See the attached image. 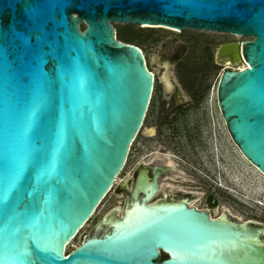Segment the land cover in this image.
I'll return each instance as SVG.
<instances>
[{
	"label": "water",
	"instance_id": "obj_1",
	"mask_svg": "<svg viewBox=\"0 0 264 264\" xmlns=\"http://www.w3.org/2000/svg\"><path fill=\"white\" fill-rule=\"evenodd\" d=\"M115 24L251 39L218 49V64L234 69L221 75L217 102L232 141L264 176V0H0V264H264V225L152 202L170 171L156 166L151 179L153 164L138 167L126 209L111 219L124 222L137 203L152 214L125 233L110 219L67 253L138 136L156 135L144 126L155 76ZM233 242L231 259L222 249Z\"/></svg>",
	"mask_w": 264,
	"mask_h": 264
},
{
	"label": "rangeland",
	"instance_id": "obj_2",
	"mask_svg": "<svg viewBox=\"0 0 264 264\" xmlns=\"http://www.w3.org/2000/svg\"><path fill=\"white\" fill-rule=\"evenodd\" d=\"M115 27L120 41L140 47L151 57L172 35L167 29H150L144 25L115 24ZM179 37L190 46V56L182 69L178 68L179 79H174L180 84L184 99L192 101L194 106L173 108L161 83L155 85L144 126L154 127L158 132L149 138L138 136L119 181L68 246L67 253L81 245L85 235L99 227L114 210H117L116 218L122 216L134 188L135 171L142 167L146 156L170 169L161 180L159 199H171L179 193L176 201H180L191 191L195 197L192 206L211 212L214 218L226 216L241 223L264 225V207L257 204V201L264 203V176L242 156L232 141L217 102V86L226 67L215 64L216 50L226 43L251 39L192 30H186ZM152 69L162 76L160 67L153 65ZM119 186L123 189L117 195ZM208 195L217 203L213 209H209ZM101 232L102 229L97 234ZM260 238L264 243V234Z\"/></svg>",
	"mask_w": 264,
	"mask_h": 264
},
{
	"label": "flooded vegetation",
	"instance_id": "obj_3",
	"mask_svg": "<svg viewBox=\"0 0 264 264\" xmlns=\"http://www.w3.org/2000/svg\"><path fill=\"white\" fill-rule=\"evenodd\" d=\"M169 31L172 33V35L171 36H168L160 44L159 50L157 51V54L154 57H151V55H146L144 53L145 58H146V62H147V66H148L149 70L151 72H153V73H154V71L152 69L153 65H156L157 67H160L162 69V71H163L162 72V76L156 75L154 73L155 74L154 76H155V79H156V83L155 84L161 83V85L163 86L164 92L169 97V100H170V103L169 104L172 103L173 108L181 109V108L187 107V106L188 107L189 106H194L193 105L194 103L192 101H186L184 99V95H183L181 89L178 87V86H180V84L177 82L176 79H174V77H176V78L179 79V76H178V68L181 67V69H182V66H183L184 62L187 59H189V56H190V52H189L190 46L188 45L187 42L182 41L180 39V37H179L180 34H183V32H186V31H182V32L181 31H177V30H169ZM188 38H192V37L189 36ZM230 43H232V42H230ZM219 48L220 47H218V49ZM218 49L215 52V64L216 65H218V62L216 60V54H217ZM157 60H158V63H157ZM226 69H230L231 70V69H234V67L231 66V67L226 68ZM167 71H168V74L169 75L167 74ZM157 132H158V130L156 129V133ZM156 166H161V167L166 168V166H163V165H159V164H156V163H155V165L153 164V166L151 168H149V172H150V175L149 176H150L151 179H153V177H154V168ZM141 168H143V166ZM135 172H136L135 173L136 176H135V180H134V182H135L134 183V186L136 185V183L138 181V177L140 175V169H137ZM168 172H166L165 174H163L161 176V178H160V184H161V180L163 179V177ZM122 189L123 188L120 189V186H119L117 188L116 194L117 195H120V190H122ZM161 193H162V189L160 188L159 192L154 197L153 202H157V201L163 200V199H159L158 198L159 194H161ZM178 194L177 195H174L170 200H176L178 198ZM192 195L193 194L190 191L187 194V196L184 197L181 201H185L190 206H192V203H193L192 198H195ZM207 199H208V201H207L208 202V205H210L209 209H213L217 205L214 197L211 196V195H208ZM192 207H196V206L193 205ZM196 208H198V207H196ZM198 209L199 210H202V211H207V210H203L201 208H198ZM114 212L116 213L117 210H114L112 213H110V215H107L108 217H105V219H103L104 222L102 223L101 226L99 225V227H97L96 229H93L90 232V234L85 235V238H84V241L83 242H85L87 239L91 238L94 234H96L98 231H100V229H102V232L101 233L107 231L108 228H109V226L111 225L109 223V221H110V219L112 217V214H114ZM207 212L210 213V215L212 216V218H214L211 212H209V211H207ZM164 257H166V256L164 255Z\"/></svg>",
	"mask_w": 264,
	"mask_h": 264
},
{
	"label": "bare ground",
	"instance_id": "obj_4",
	"mask_svg": "<svg viewBox=\"0 0 264 264\" xmlns=\"http://www.w3.org/2000/svg\"><path fill=\"white\" fill-rule=\"evenodd\" d=\"M144 27H149L148 25H144ZM158 28V27H157ZM163 29H167V30H175V29H169V28H166V27H163ZM141 49V48H140ZM142 50V49H141ZM142 52H143V50H142ZM144 53V52H143ZM157 63H158V60H157ZM223 63H224V65H227L226 66V68H229V67H231V64H230V62H228L227 60L226 61H223ZM246 67V65L244 64V65H241L240 66V68L242 69V70H244V68ZM154 74V73H153ZM155 75V74H154ZM164 79V78H163ZM148 158H149V156H146V157H144V159H143V164H145V165H150V164H154L155 165V159H149L148 160ZM257 169V168H256ZM118 181H119V179H118ZM235 181V180H234ZM221 188L223 187V186H220ZM160 188L162 189V185L160 184ZM148 189V188H147ZM224 189H226V190H230L229 188H224ZM153 202V201H152ZM179 203V202H178ZM154 204V203H153ZM257 204L260 206V207H264V203H262V202H259V201H257ZM155 205V204H154ZM129 211H127V214H126V219H125V221L124 222H119V223H115L114 222V220L115 219H111V223L112 224H115V226H116V230L118 231L119 230V232L120 231H123L122 233H125V232H128V231H130L131 230V228H132V225H134L135 224V222H137V221H140V222H143L144 220H146L152 213L150 212V210L148 209H145L144 207H142L141 205H140V203H137V204H135L134 205V207L132 208L131 207V209L129 208L128 209ZM116 218V217H115ZM223 218H225L226 220H227V217L226 216H223L222 217V219ZM248 225V223H246V224H244V226H247ZM86 227V226H85ZM84 227V228H85ZM83 228V229H84ZM82 229V230H83ZM81 230V231H82ZM80 231V232H81ZM79 235V234H78ZM256 236H258V234L256 235ZM254 235H250V236H248L247 238V241H250L251 242V239H253V240H256V238L254 239ZM72 243V242H71ZM71 243L69 244V246L71 245ZM68 248V247H67ZM239 250H240V247H239V245L238 244H236L235 242H233V243H227L226 244V247L225 248H223L222 249V252H223V254L226 256H229L231 259H233V257H235L236 255H237V253L239 252ZM236 254V255H235ZM238 256V255H237Z\"/></svg>",
	"mask_w": 264,
	"mask_h": 264
},
{
	"label": "trees",
	"instance_id": "obj_5",
	"mask_svg": "<svg viewBox=\"0 0 264 264\" xmlns=\"http://www.w3.org/2000/svg\"><path fill=\"white\" fill-rule=\"evenodd\" d=\"M84 29H85V26H82V30H84ZM129 44H131V43H129ZM132 45H134V44H132ZM135 46H136V45H135ZM137 47H138V46H137ZM139 48H140V47H139ZM164 258H166V257L163 256V259H164Z\"/></svg>",
	"mask_w": 264,
	"mask_h": 264
},
{
	"label": "built area",
	"instance_id": "obj_6",
	"mask_svg": "<svg viewBox=\"0 0 264 264\" xmlns=\"http://www.w3.org/2000/svg\"><path fill=\"white\" fill-rule=\"evenodd\" d=\"M235 70H241V68L240 67H236Z\"/></svg>",
	"mask_w": 264,
	"mask_h": 264
}]
</instances>
